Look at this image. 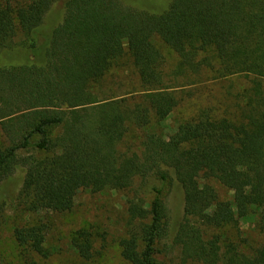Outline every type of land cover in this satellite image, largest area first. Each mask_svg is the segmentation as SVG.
<instances>
[{"label": "trees", "instance_id": "16d2710c", "mask_svg": "<svg viewBox=\"0 0 264 264\" xmlns=\"http://www.w3.org/2000/svg\"><path fill=\"white\" fill-rule=\"evenodd\" d=\"M60 1L0 0V53L27 56L0 68V186L23 170L16 202L26 221L11 228L22 264L50 255L46 226L33 217L71 212L80 191L127 194L116 246L127 264H168L167 248L182 264H264V243L250 254L232 244L222 251L212 235L255 215L264 234V0H172L160 14L120 0H64L62 22L47 31ZM156 41L177 56L173 66ZM124 53L132 74L120 65L111 75ZM209 73L249 80L234 121L193 100ZM131 85L138 94L111 90ZM182 112L188 117L164 136L162 124ZM151 180L160 188L147 200ZM173 182L184 209L170 240L164 190ZM98 238L85 225L70 248L90 263Z\"/></svg>", "mask_w": 264, "mask_h": 264}, {"label": "rangeland", "instance_id": "374dc122", "mask_svg": "<svg viewBox=\"0 0 264 264\" xmlns=\"http://www.w3.org/2000/svg\"><path fill=\"white\" fill-rule=\"evenodd\" d=\"M125 5L138 10H144L153 14L162 13L172 0H120ZM64 0L54 5L47 18V31L56 27L62 22L64 16ZM159 48L166 59L168 66L176 63L177 56L170 52L159 41H156ZM25 51L15 49L14 51H5L0 53V68L10 65L22 63L23 59H27ZM211 53L204 54L203 57L212 58ZM130 59L127 53L117 62L115 68L110 72L114 75L119 71V66L126 69L121 75L127 76L132 74L128 70ZM126 65V66H124ZM198 90L193 93V100H197L201 106L211 108L213 114L217 117L235 120L239 118L241 108L247 102L250 96V82L243 76H233L226 79H220L214 73L205 74ZM117 80V79H116ZM117 84V81H116ZM137 84V83H135ZM264 88V82H263ZM115 95L120 96L124 92H132L138 94L139 87H130L118 90L114 87L111 89ZM105 91V90H104ZM188 117L187 112H182L179 116L168 118L162 124V134L170 136L177 128L180 118ZM32 153H20L21 156L30 155ZM35 156L41 157L42 154ZM23 170H17L12 178L0 186V195L4 197L5 211L2 214V225L0 227V260L2 264H22L19 250L14 245L12 239L11 228L14 225H21L26 221L24 214L20 212L16 202L23 181ZM216 190L218 197L222 201H230L231 193L227 192L221 186L211 182ZM160 188V183L151 180L145 190L147 200H151L152 188ZM127 194L108 191L102 194L92 195L86 191L78 192L74 207L71 212L65 214H47L39 217H33L37 221L40 220L46 226L47 244L46 249L49 252V258L46 260H38L40 264H127L120 257L117 251V241L122 236V228L124 224V200ZM164 200L170 217V233L169 239L175 236L179 223L183 219L184 196L181 187L177 182H173L172 188L164 190ZM258 215L251 220H242L239 228L225 227L220 230H213L212 235L218 236L221 243V249L224 251L227 246H235L244 252L250 254L253 250L264 243V234L257 228ZM92 226L104 235V240L97 239L96 250L97 255L90 263H84L70 248L69 240L72 233L79 230L83 226ZM166 257L164 259L168 264H182L179 256L166 249ZM160 260L161 257H160ZM187 264H196L188 262Z\"/></svg>", "mask_w": 264, "mask_h": 264}]
</instances>
